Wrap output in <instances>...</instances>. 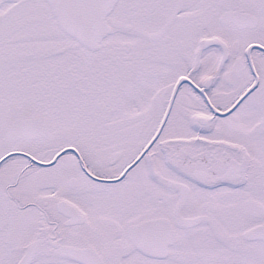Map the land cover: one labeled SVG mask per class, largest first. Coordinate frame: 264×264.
<instances>
[{
  "label": "snow or ice",
  "instance_id": "6c2138e0",
  "mask_svg": "<svg viewBox=\"0 0 264 264\" xmlns=\"http://www.w3.org/2000/svg\"><path fill=\"white\" fill-rule=\"evenodd\" d=\"M0 264H264V0H0Z\"/></svg>",
  "mask_w": 264,
  "mask_h": 264
}]
</instances>
